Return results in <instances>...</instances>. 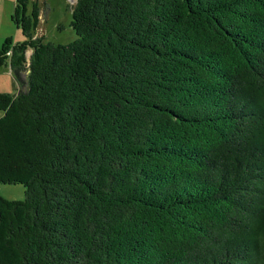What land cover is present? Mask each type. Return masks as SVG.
I'll return each mask as SVG.
<instances>
[{
	"label": "trees",
	"instance_id": "1",
	"mask_svg": "<svg viewBox=\"0 0 264 264\" xmlns=\"http://www.w3.org/2000/svg\"><path fill=\"white\" fill-rule=\"evenodd\" d=\"M38 15L14 0L0 46V183L25 187L0 264H264V0H75L65 44Z\"/></svg>",
	"mask_w": 264,
	"mask_h": 264
},
{
	"label": "rangeland",
	"instance_id": "2",
	"mask_svg": "<svg viewBox=\"0 0 264 264\" xmlns=\"http://www.w3.org/2000/svg\"><path fill=\"white\" fill-rule=\"evenodd\" d=\"M75 0H35L38 7V23L34 36H41L44 42L69 43L76 38V33L69 25ZM31 4H28V9ZM14 0H0V46L6 38L12 43L21 42L25 36L22 30L10 18ZM30 50L26 51L28 56ZM17 82L9 67L0 65V91L15 93ZM25 187L20 184L0 183V195L10 200H21Z\"/></svg>",
	"mask_w": 264,
	"mask_h": 264
},
{
	"label": "crops",
	"instance_id": "3",
	"mask_svg": "<svg viewBox=\"0 0 264 264\" xmlns=\"http://www.w3.org/2000/svg\"><path fill=\"white\" fill-rule=\"evenodd\" d=\"M8 67V66H7ZM10 71V70H9ZM2 112L0 111V114H1Z\"/></svg>",
	"mask_w": 264,
	"mask_h": 264
}]
</instances>
